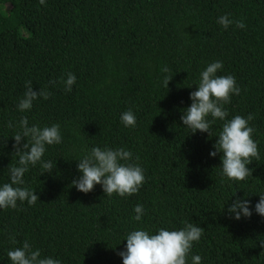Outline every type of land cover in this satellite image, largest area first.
Listing matches in <instances>:
<instances>
[{
    "label": "trees",
    "instance_id": "obj_1",
    "mask_svg": "<svg viewBox=\"0 0 264 264\" xmlns=\"http://www.w3.org/2000/svg\"><path fill=\"white\" fill-rule=\"evenodd\" d=\"M224 15L233 21L227 29L217 22ZM216 61L217 75L235 77L240 94L223 105L228 114L211 123V136L192 133L181 116ZM69 72L76 82L66 92ZM26 81L50 95L21 112ZM128 110L134 127L121 122ZM237 115L253 117L260 156L244 181L222 175L223 153L210 155ZM23 117L29 126L59 124L62 142L46 145L42 159L52 171L30 165L19 185L36 192V204L0 209V264H12L8 251L25 241L61 264H123L118 253L131 231L153 235L186 223L203 228L187 264L194 255L201 264H264V216L255 211L264 194V0H0V187L19 166L13 146ZM94 147L132 153L120 163L144 170L137 193L109 197L100 184L77 190L78 159ZM238 198L250 202V217L229 213Z\"/></svg>",
    "mask_w": 264,
    "mask_h": 264
},
{
    "label": "clouds",
    "instance_id": "obj_2",
    "mask_svg": "<svg viewBox=\"0 0 264 264\" xmlns=\"http://www.w3.org/2000/svg\"><path fill=\"white\" fill-rule=\"evenodd\" d=\"M40 4H45V0H39ZM217 22L225 29L233 23L228 15L218 18ZM236 27L244 28L242 21H235ZM221 61L209 64L200 74L198 89L190 93L192 104L181 116L183 125L195 133L207 132L211 136L210 125L213 121L225 120L227 110L223 105L230 102L231 94H240V88L236 86L235 77L231 75L218 76L217 71L222 69ZM163 72H167L165 67ZM172 79V78H171ZM170 79H164V85L168 88ZM76 82V76L69 72L67 79L63 80L66 92L72 90ZM50 83H55L50 82ZM25 92L17 107L23 112L30 110L33 101L39 97L49 98L47 91H34L32 82H25ZM212 117V121L207 119ZM121 122L125 127H134L136 117L131 110L121 114ZM253 117L246 118L237 115L231 120H227L218 135L214 147L215 151L210 153L216 156L218 152L223 153L222 175L229 180L244 181L252 170L247 167L255 158L259 160L258 146L252 138L255 129L249 126V121ZM8 127H13L12 122H8ZM20 131L14 135V148L19 155V166L9 169L10 183L0 187V209L17 207V202L27 201L29 205H35L39 200L35 191L20 187L24 184V174L29 170V166L40 163L41 168L51 172L54 168L52 161L42 159L46 145H54L62 142L60 125L53 124L43 128L38 125L29 126L26 117L19 121ZM22 138H27V143L20 146ZM29 138L30 141L29 142ZM132 153L124 149H101L94 147L91 152L82 159H78V170L82 175L74 179L72 184L78 191L88 193L94 189L96 184L102 185L104 193L111 197L114 193L120 197L131 196L138 192L145 180L144 170L130 163H120V161H130ZM14 185H16L14 187ZM248 200L236 199L228 208L229 213L235 214V219H240L241 215L250 217L252 212L249 208ZM135 219L139 221L143 215V205L135 207ZM255 211L264 216V194H260L259 202L255 205ZM203 228L197 225L186 223L182 229L166 230L159 229L157 234L150 235L146 230H134L127 234L126 251L118 254L123 258V264H187V257L192 248L193 242L200 240ZM13 242L15 240L13 239ZM264 247V240L261 241ZM12 264H61L58 259L52 257L41 258L40 250H32L31 245L25 241L22 247H17L7 253ZM202 258L199 255L192 256V264H201Z\"/></svg>",
    "mask_w": 264,
    "mask_h": 264
}]
</instances>
